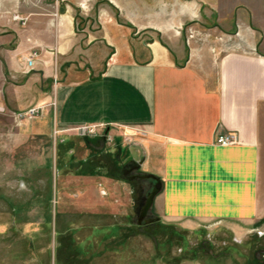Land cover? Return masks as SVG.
Listing matches in <instances>:
<instances>
[{"label":"crops","instance_id":"0c3cea01","mask_svg":"<svg viewBox=\"0 0 264 264\" xmlns=\"http://www.w3.org/2000/svg\"><path fill=\"white\" fill-rule=\"evenodd\" d=\"M87 1L85 10L83 0L30 2L29 39L38 53L31 71L19 37L15 46L0 45L2 107L43 106L41 128L27 132L18 122L20 134L43 138L52 117L59 128L101 126L117 162L157 178L151 209L159 224L215 226L237 241L262 230L264 0ZM95 23L98 35L83 29ZM186 25L219 27L220 40L168 29L155 30L162 34L154 39L139 34ZM229 133L236 143H214ZM250 250L245 264L257 262Z\"/></svg>","mask_w":264,"mask_h":264},{"label":"rangeland","instance_id":"374dc122","mask_svg":"<svg viewBox=\"0 0 264 264\" xmlns=\"http://www.w3.org/2000/svg\"><path fill=\"white\" fill-rule=\"evenodd\" d=\"M32 1L0 0V45L15 46L19 37L25 44H19L23 57L35 48L28 24ZM87 2L83 0V10ZM22 8L26 17L14 20ZM9 22L17 24L11 27ZM97 26L83 29L98 35ZM165 29L201 42L219 41L221 35L219 27L189 25L146 28L139 34L154 39L162 34L155 30ZM38 107L31 117L16 116L25 110L8 107L0 112V264H245L251 248H256L255 264H264V228L237 241L215 226L183 230L159 224L151 206L144 219L156 220L137 225V213L154 183L121 176L124 164L116 161L113 139L104 129L94 136L78 134L59 128L52 117L43 138L20 134L18 122L27 132L41 128L35 120L43 106ZM95 141L100 151L94 149Z\"/></svg>","mask_w":264,"mask_h":264},{"label":"built area","instance_id":"2783aa9c","mask_svg":"<svg viewBox=\"0 0 264 264\" xmlns=\"http://www.w3.org/2000/svg\"><path fill=\"white\" fill-rule=\"evenodd\" d=\"M14 20H20V18L16 17ZM38 53L35 50H31L28 52L27 56L24 58V65L27 71L32 70L34 66V61L37 58ZM4 109L0 107V112H3ZM39 107H31L25 110L23 113H19L16 116H34L38 114ZM101 126H93V125H74L66 127V131H76L78 134H88L94 136L97 134L98 129H102ZM214 143L219 146H227L236 143L235 135L229 133L217 136L214 140Z\"/></svg>","mask_w":264,"mask_h":264},{"label":"water","instance_id":"95a60500","mask_svg":"<svg viewBox=\"0 0 264 264\" xmlns=\"http://www.w3.org/2000/svg\"><path fill=\"white\" fill-rule=\"evenodd\" d=\"M136 168L137 167L134 166V167H130L129 169L122 170L121 176L124 177L128 181H130V180H151V181H153L154 186L146 194L144 202H143L142 206L140 207V209L137 213V217H136V224L137 225H140L141 223L142 224H149V223L154 222L156 219H144V217H145L146 212L148 211L149 207L151 206L153 197L157 193L158 180L156 177H154L150 174H134V175L128 176V174L131 171L136 170Z\"/></svg>","mask_w":264,"mask_h":264},{"label":"flooded vegetation","instance_id":"af4514ba","mask_svg":"<svg viewBox=\"0 0 264 264\" xmlns=\"http://www.w3.org/2000/svg\"><path fill=\"white\" fill-rule=\"evenodd\" d=\"M130 167H132V166L124 167L123 170L129 169ZM134 174H136V171L133 170V171H131V172L128 174V176H130V175H134Z\"/></svg>","mask_w":264,"mask_h":264}]
</instances>
